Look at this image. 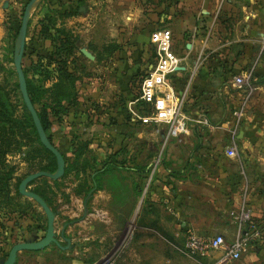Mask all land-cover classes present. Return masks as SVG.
Returning a JSON list of instances; mask_svg holds the SVG:
<instances>
[{"label":"crops","instance_id":"crops-1","mask_svg":"<svg viewBox=\"0 0 264 264\" xmlns=\"http://www.w3.org/2000/svg\"><path fill=\"white\" fill-rule=\"evenodd\" d=\"M23 1L0 0V62L6 67L7 58L13 55L12 36L17 23L12 22L13 30L9 32L5 21L11 13H19ZM48 1L55 2L41 0L30 15L25 46L31 48L23 56L22 66L35 59L36 53L51 49L49 38L35 35L38 19L49 11ZM59 7V12L72 10L73 14L58 19L57 25L67 26L80 41L89 35L102 43L96 49L85 46L93 54L92 59L77 51L79 68L84 61L94 63L85 67L76 80L77 104L51 125L57 146L70 155V140L75 133L89 139L88 153L98 157H102L101 149L109 152L126 143L137 153L140 151L139 144H133L134 133L128 130L124 117L128 100L119 98L110 79L127 88L131 78L149 66L146 59L151 54L154 65L156 52L150 32L159 25H170L172 48L180 57L178 69L170 75L172 87L176 89V81L185 75L184 112L190 118L206 117L207 113L211 122L206 125L189 120L186 133L166 139L163 146L167 166L155 162L150 173L152 177L156 169L154 190L145 195H171L173 214L185 215L186 220L181 222L189 225L187 229H197L202 234L219 231L228 237L227 241L235 231L229 210L239 203L244 185L253 214L264 217V51L258 52L264 35V0H61ZM113 41H121L122 45L106 60L98 59L102 44ZM251 65L257 78L254 94L241 111L235 133L237 155L228 156L224 147L229 142L231 109L236 111L243 99L233 95L240 90L232 82L233 75ZM52 66L53 63L49 65ZM105 82L108 91L103 92ZM229 85L233 92L228 93ZM201 107L205 110L201 111ZM155 125L142 131V140L152 151L153 142L164 139L162 128ZM104 177V187L92 195H101L96 191L112 195L108 175ZM97 241L102 242L99 236ZM81 245L82 242L70 241L74 248ZM221 253L219 249L205 256L182 254L185 260L173 256L168 262L162 257V264H216ZM217 264H264V237L250 243L238 258Z\"/></svg>","mask_w":264,"mask_h":264},{"label":"trees","instance_id":"trees-1","mask_svg":"<svg viewBox=\"0 0 264 264\" xmlns=\"http://www.w3.org/2000/svg\"><path fill=\"white\" fill-rule=\"evenodd\" d=\"M26 1H23L18 14L11 13L5 21L9 32L13 30L12 22L17 23L12 36V48ZM60 1L55 0L54 3L48 1L49 11L43 13L38 19L39 27L35 32L37 36L41 34L43 37L49 38L51 49L46 53H36L35 59H30L28 64L23 65L28 94L37 109L46 134L56 147L58 146L50 131L51 125L54 121H60L64 115L68 114L69 108L77 104L76 80L80 78L81 71L84 69L79 68L77 64L78 50L75 44L77 35L71 29L57 25L59 18L73 14L72 10L59 12ZM89 47L96 49L97 46L90 45ZM28 48L31 47L28 46ZM28 48L26 45L24 55L27 54ZM117 48L118 45L115 41L103 43L98 51V59L108 57L107 55ZM7 60L12 62L13 55L11 54ZM51 63L53 66L49 67ZM14 72H16L14 67H6L0 62V227H5L3 220L9 219L11 213L19 216L26 215L32 204L31 199L22 195L17 189L20 179L31 171L38 169L53 171L56 167L54 154L39 139L31 114L23 102L17 79L11 78V74ZM254 74L253 67L252 75L254 76ZM46 82L49 84L46 85ZM255 82L257 81L255 80ZM141 103L142 107H151L143 100ZM127 114L130 112L127 111ZM205 115L211 122L207 113ZM125 119L128 124L131 123L129 115H126ZM79 136L74 133L71 137L70 155L65 154L58 147L65 158V169L60 178L51 179L41 176L29 182V187L40 194L55 213L56 205L49 195L55 186L60 185V181L72 171L76 175L82 174L77 193L82 195L85 204L91 199L96 189L104 187L103 179L107 175V186L112 195H130L129 185H132L134 194L138 195L141 192L144 180L148 175L150 176L152 171V162L139 160L137 151L132 146L129 147L128 143H120L119 147L107 152L102 157L91 155L88 153L89 139L79 138ZM12 155H18V160L12 161L10 159ZM160 160L161 158L159 159L160 163L163 162L167 166L165 160ZM20 162L25 163L26 171L17 175L16 170L19 168ZM172 172L176 173V171ZM131 174H134L133 183ZM38 218H40L39 214L35 220ZM17 222L18 220L15 219V223ZM30 226L31 223H27L26 229ZM3 243L5 245H2L0 255L5 254L3 256H6L10 245L5 240Z\"/></svg>","mask_w":264,"mask_h":264},{"label":"rangeland","instance_id":"rangeland-1","mask_svg":"<svg viewBox=\"0 0 264 264\" xmlns=\"http://www.w3.org/2000/svg\"><path fill=\"white\" fill-rule=\"evenodd\" d=\"M63 18L59 19L62 20ZM166 27L170 29V25L166 24ZM101 43V40L91 39L89 35L82 41L80 39L75 40L77 50H80L79 47L81 46H97L101 45ZM115 43L118 45V48L122 45L121 41H115ZM263 51L264 40L262 38L258 46V52L262 54ZM146 61L149 66H144L137 75L132 77L130 85L127 88L122 87V82L110 80L115 85V93L119 98L129 101L125 105L126 115H129L131 121L128 124V130L134 133L132 134L133 144H139L140 146V151L137 153L139 160L150 161L154 167L155 162H158L160 158V161L165 160L166 151L165 145L163 146L165 144L164 139L153 142V151L147 147L146 141L142 140L143 130L156 127L154 121H149L145 124L141 119L142 114L150 115L153 112L151 107H142L143 104L139 97L141 79L145 75L144 68L146 67L147 70L152 68L153 65L151 64L154 62V56L151 54L147 57ZM84 63L81 65L82 68L89 67L94 62L84 61ZM252 66H248L245 70L250 69ZM7 67H13V63L7 61ZM171 73L168 75L169 80L172 77L170 76ZM231 74L234 73L232 72ZM186 76H188V73ZM11 78L17 79L16 72L11 74ZM109 78L112 77L109 76ZM184 78L185 75L182 76V79ZM182 79L176 81L177 87L176 89L174 88L175 93L178 95L179 93H185L186 82L185 80L182 81ZM256 79L252 75L248 83L256 85ZM106 86L105 82L103 87L105 91L103 92L108 91V87ZM231 88L234 90L233 86L229 85L230 91L228 93L233 92ZM237 94L243 96L245 91L240 89L238 93H233V95ZM253 94L252 92L251 95ZM184 104L185 102L182 103V107ZM201 109L203 111L205 107H201ZM127 111L130 114H127ZM233 112L234 108L232 107V119L234 116ZM158 126L163 131L167 129V123H160ZM100 153H102L101 156L105 155L107 149H101ZM18 158V155L10 156L12 161H17ZM25 171V163L20 162L16 174L21 175ZM156 173V169H154L152 177L148 175L138 195L133 193L132 185H129L130 195H105L104 191H96L97 194L101 193V195H92L88 203L85 204L82 195L77 193L82 174L76 175L72 171L60 181V185L55 186L54 192L52 191L49 196L54 200L56 205L55 230L57 237H60V230L64 225V234L70 237L71 243L82 242V245L76 248L74 246L58 247L54 242H51L39 250L23 249L20 250V254L17 256L14 264H162V257L164 261L168 262V258L173 256H178V258L185 260V257L182 255L183 253L177 248L182 247L187 226H189L181 222L182 220H186L185 215L179 214L175 216L173 214L169 202L171 195H145V193L149 194L151 190H154L156 183L154 176ZM131 175V182L133 183L134 174ZM31 201L32 204L28 208L26 215L19 216L18 214L11 213L9 219L3 220L5 227H0V253L5 245L3 243L4 240L8 245L18 240H23L29 236L33 226L38 228L39 236L45 232V213L36 201L33 199ZM37 214L40 215V218L35 220ZM15 219L18 220L17 223H13ZM25 223H31L30 228L26 229V226L22 227ZM195 230L198 231L197 229ZM207 233L216 234L221 232L209 231ZM223 235L227 240L228 237L225 234ZM98 236L102 242L97 241ZM3 255L5 254L0 255V258L5 257Z\"/></svg>","mask_w":264,"mask_h":264},{"label":"built area","instance_id":"built-area-1","mask_svg":"<svg viewBox=\"0 0 264 264\" xmlns=\"http://www.w3.org/2000/svg\"><path fill=\"white\" fill-rule=\"evenodd\" d=\"M150 41L155 46L156 61L153 67L146 72L141 79V100L150 104L152 114H142L141 119L147 123H167V129L163 131L164 140L169 137H179L188 131V121L209 125L205 116L188 117L184 112L182 103L185 93L176 94L168 75L179 66L180 57L172 48V32L166 26L156 27L150 32ZM264 40V35H263ZM253 66L245 71L233 75V84L245 91L239 108L234 111V118L228 129L229 142L224 147L228 156H236L237 148L235 133L240 122L243 107L255 89V85L248 81L252 75ZM159 159V158H158ZM229 215L235 224L233 238L227 241L222 233L202 234L194 229H187L182 247H177L187 256L197 257L208 255L213 250H222L217 263L238 258L246 251L252 242L264 237V217H255L247 200V187L243 186L242 195L236 207L229 210Z\"/></svg>","mask_w":264,"mask_h":264},{"label":"water","instance_id":"water-1","mask_svg":"<svg viewBox=\"0 0 264 264\" xmlns=\"http://www.w3.org/2000/svg\"><path fill=\"white\" fill-rule=\"evenodd\" d=\"M41 0H27L23 7V12L20 19V24L18 27V32L14 39L13 43V66L16 71L17 81L19 90L23 99V102L31 114L33 123L36 127L38 136L42 144L48 148L55 156L56 167L53 171H48L45 169H38L35 171H31L25 174L18 183V191L27 196L34 201L42 208L46 216V226L45 232L42 235H38L37 228H34L32 232L23 240H18L12 243L7 251L5 257L0 258V264H14L18 252L23 249H31L38 250L42 249L51 242L57 243L60 245L59 239L57 237V233L55 230V211L50 207V205L46 202V200L37 192L33 191L29 187V182L36 179L40 176H47L51 179L60 178L65 169V158L62 152L54 143L50 140L46 131L42 125L40 117L38 115L37 109L33 104L27 90L26 78L22 66V59L25 51V42H26V33L28 28V23L30 20V15L33 9L38 5ZM83 6H80V9H83ZM80 52L83 53L88 58H93V54L84 46L79 47ZM179 66L176 67L178 69ZM162 135L164 133L162 132ZM61 237L67 241L65 246H69L70 237L64 234V225L60 230Z\"/></svg>","mask_w":264,"mask_h":264},{"label":"flooded vegetation","instance_id":"flooded-vegetation-1","mask_svg":"<svg viewBox=\"0 0 264 264\" xmlns=\"http://www.w3.org/2000/svg\"><path fill=\"white\" fill-rule=\"evenodd\" d=\"M60 237H61V235H60ZM60 237H58V239H59V242H60V245L59 244H57V243H54L56 246H58V247H65V245H66V243H67V241L66 240H62V239H60ZM62 238V237H61ZM62 240V241H61ZM69 246H70V242H69Z\"/></svg>","mask_w":264,"mask_h":264}]
</instances>
